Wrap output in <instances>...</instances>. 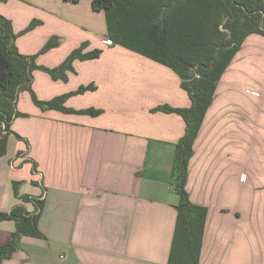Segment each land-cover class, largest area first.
<instances>
[{
    "label": "crops",
    "instance_id": "1",
    "mask_svg": "<svg viewBox=\"0 0 264 264\" xmlns=\"http://www.w3.org/2000/svg\"><path fill=\"white\" fill-rule=\"evenodd\" d=\"M92 1H0L21 54H39L59 37L38 65L60 66L83 42L84 52L102 50L75 59L66 79L35 69L31 81L43 101L91 86L64 105L100 114L42 109L29 89L17 94L24 117L12 119L0 157V211L24 206L38 216L42 235L19 236L0 264H169L180 202L176 144L186 123L177 112L153 108L189 107L191 98L169 66L105 43L106 14ZM186 188L194 204L207 208L199 264H264L263 34L245 39L218 81ZM16 230L15 220L0 221V247Z\"/></svg>",
    "mask_w": 264,
    "mask_h": 264
},
{
    "label": "trees",
    "instance_id": "2",
    "mask_svg": "<svg viewBox=\"0 0 264 264\" xmlns=\"http://www.w3.org/2000/svg\"><path fill=\"white\" fill-rule=\"evenodd\" d=\"M92 6L96 11L105 12L107 36L112 43L172 68L191 98L189 107L161 105L153 111L177 112L186 123L185 133L176 144L174 176L180 202L169 264H199L207 208L190 199L186 188L189 163L218 81L245 39L252 33L264 35V0H93ZM38 23L33 21L27 29ZM18 36L11 20L0 15V157L7 152L11 121L20 114L15 108L22 88L31 91L33 101L42 109L92 115L102 112L93 108L75 110L64 105L68 97L83 93L91 86L46 101L39 100L31 89L35 69L66 79V70L72 68L75 59L97 58L102 50L84 52L89 43L83 42L60 66L47 68L38 65L36 59L59 45V37L52 36L39 54L27 56L16 46ZM3 220H15L17 230L13 240L0 247V262L11 257L19 236L42 235L38 216L29 215L24 206L0 211V221Z\"/></svg>",
    "mask_w": 264,
    "mask_h": 264
},
{
    "label": "built area",
    "instance_id": "3",
    "mask_svg": "<svg viewBox=\"0 0 264 264\" xmlns=\"http://www.w3.org/2000/svg\"><path fill=\"white\" fill-rule=\"evenodd\" d=\"M105 43H107V44H112V41H111L110 39H106V40H105ZM3 127H4V129H5V126H3ZM4 132H6V130H5ZM241 178L244 180V179L246 178V175L244 174Z\"/></svg>",
    "mask_w": 264,
    "mask_h": 264
},
{
    "label": "rangeland",
    "instance_id": "4",
    "mask_svg": "<svg viewBox=\"0 0 264 264\" xmlns=\"http://www.w3.org/2000/svg\"><path fill=\"white\" fill-rule=\"evenodd\" d=\"M16 112H18V109L15 108ZM20 117H24L22 114H19ZM15 134H17V136L19 135L17 132H15Z\"/></svg>",
    "mask_w": 264,
    "mask_h": 264
}]
</instances>
